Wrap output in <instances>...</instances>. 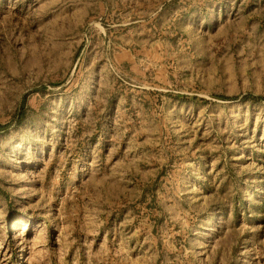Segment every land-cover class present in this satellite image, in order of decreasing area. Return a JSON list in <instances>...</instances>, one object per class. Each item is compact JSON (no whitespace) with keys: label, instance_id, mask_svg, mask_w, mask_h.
<instances>
[{"label":"rangeland","instance_id":"374dc122","mask_svg":"<svg viewBox=\"0 0 264 264\" xmlns=\"http://www.w3.org/2000/svg\"><path fill=\"white\" fill-rule=\"evenodd\" d=\"M0 264H264V0H0Z\"/></svg>","mask_w":264,"mask_h":264}]
</instances>
